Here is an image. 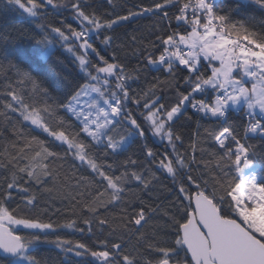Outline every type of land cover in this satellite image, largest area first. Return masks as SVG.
<instances>
[{
	"label": "snow or ice",
	"instance_id": "6c2138e0",
	"mask_svg": "<svg viewBox=\"0 0 264 264\" xmlns=\"http://www.w3.org/2000/svg\"><path fill=\"white\" fill-rule=\"evenodd\" d=\"M252 2L264 10V0ZM7 3L41 21L32 37L41 47L34 50L38 59H29L26 65L9 59L6 53L0 58V72L9 81L5 84L7 103L0 113L4 125L0 136L12 138L4 161L9 168L25 163L14 171L12 183L0 185V264H42L31 254L33 245L41 243L54 244L66 257H91L92 264H264V145L258 151L257 145L247 141L249 132L258 133L264 140V20L252 16L234 20L233 13L240 12V6L221 13L216 0H150L147 5H137V11L129 8L113 19L89 10L83 0ZM49 8L53 12L61 8L70 11L79 28L47 23ZM138 16L157 18L150 32L156 39L147 47L138 45L131 54L147 65H159L157 71L170 77L163 82L158 77L153 79L169 85L175 92V103L162 102L164 97L157 95L155 84L146 92H130L128 81L137 77L130 76L127 65L115 62V57L109 62L92 42L94 33L102 37L100 45L112 46L116 37L107 33ZM173 19L177 28L191 30H169ZM131 39L136 43L135 35ZM56 45L63 50L61 55L71 54L77 79L69 81L56 71L64 63L59 56L50 63L40 62L55 55ZM90 53H95L103 66H97ZM20 83L30 84L33 91H17L14 85ZM209 88L214 96L196 98L197 93L204 94ZM130 101L134 107L129 106ZM241 101L248 117L243 136L228 118L230 106ZM187 107L228 124L218 132L206 130L219 147L211 154L214 162L197 160L195 155L189 158L187 151L179 150L183 137L176 132V121L191 118ZM257 107L260 119L254 111ZM9 113L19 114V127ZM25 124L66 145L64 155L49 151L37 136L29 138ZM149 133L166 141L163 159L157 160L158 152L146 143ZM129 137L145 141L141 147L151 164L132 156L104 162L119 155ZM97 146L103 147L100 155L94 151ZM68 159L73 161L71 171L79 175L69 176L68 168L63 167L64 182L75 181L73 187L77 189L83 186L78 197L70 199L75 208L90 214L83 224L89 235L95 236L91 241L73 242L58 236L49 239L48 233L57 229H76V221L43 222L45 213L37 209L35 196L21 201L24 208L11 207L12 189L29 191L18 187V173L42 185L60 176L61 169H54L52 162ZM153 165L172 176L174 187L178 183L176 201L163 214L162 225L150 223L157 218L159 206L152 207L142 198L158 179ZM196 170H200L199 175ZM190 185L196 188L194 194ZM109 209H118L120 215L97 219L101 210L107 213ZM22 212L27 218H17ZM93 224L97 225L96 233ZM18 225L34 231L17 234Z\"/></svg>",
	"mask_w": 264,
	"mask_h": 264
},
{
	"label": "trees",
	"instance_id": "16d2710c",
	"mask_svg": "<svg viewBox=\"0 0 264 264\" xmlns=\"http://www.w3.org/2000/svg\"><path fill=\"white\" fill-rule=\"evenodd\" d=\"M66 0H54V3H65ZM86 4L90 6L89 10H95L96 14L104 13L105 19H113L118 15H124L127 13L128 9L131 8L133 11H137V5H147L150 0H83ZM240 6L241 11L238 13H233V19H241L243 16L256 17L258 20H264V10H261L257 4L252 2V0H216V9L221 13H227L229 9H234ZM156 17L152 16H138L129 21L125 22L123 25H118L113 30L112 33H107L110 35H115L116 40L114 44L108 48L100 45L99 40L102 37H97L95 34L92 35V42L97 45L100 49L101 55H104L109 62H113V57L116 58L115 62L124 63L127 65V70L130 76L137 77L136 79H129L128 85L130 92L142 93L149 91L152 85H156L157 95L164 97L162 102L175 103V92L169 87L167 83H157L154 77H158L159 81L163 82L170 77L162 75L161 72L157 71V68L152 67V65H147L143 59H139L137 56L132 55L133 50L138 48V45H143L147 47L150 41L156 39L155 35H150L153 30L151 25L156 20ZM47 23H51L54 27H65L70 24L74 29L79 28V22L76 21L70 11L63 8L53 12L51 8L48 9V16L46 19ZM63 22V23H62ZM41 23L39 20L28 16L21 9L14 5H8L7 0H0V58L3 54H7L8 58L26 65L28 60H36L38 56L34 55V50L40 45H37L32 39L36 32L37 24ZM175 29L179 32L190 31V28H185L180 26L177 28L176 21L173 19L170 29ZM135 35L137 37L136 43H133L131 37ZM159 35V33H157ZM119 46V47H118ZM56 53L50 56L45 61H40L41 63H50L56 59L57 56L64 61L62 65L56 68V71L64 76L69 81L77 79V69L73 66V61L71 54L63 52L56 45ZM159 53H157L158 55ZM90 58L97 66H103L98 60L95 53H90ZM182 69L183 66H178ZM134 68L142 69L139 72L133 71ZM187 75V73H184ZM210 74V71H209ZM12 74H10L11 76ZM16 81H20V77H14ZM9 81L4 79L3 72H0V113L4 112L3 105L7 103L5 84ZM80 83H84L83 80ZM114 83V82H113ZM17 87V91H23L26 93H31L32 87L27 83H20ZM183 85H181V90ZM190 91V89H189ZM205 98V93L196 94V98ZM214 96L213 94H210ZM130 107H134L133 103L129 102ZM187 114L189 118L181 117L176 121V132L177 134H182L183 146L180 147L181 152L187 151L189 158L195 155L197 160H212L215 161V157L211 154L214 151H219V147L216 144L214 137L209 136L206 130L209 131H220L223 127H227L228 124L221 119L217 121L215 118L206 117L202 113H197L193 111L190 107H187ZM138 116V113H134ZM9 118L17 124L19 127V121L21 118L18 113H9ZM229 121L236 125L237 131L241 136L244 135V126L247 124L248 117L245 114L244 109L228 110ZM74 124L78 122L75 118H71ZM4 125L0 122V128ZM9 128L11 126H8ZM24 130L30 133V136H37L40 140L45 142L46 146H49V151H55L59 155L63 156L66 151V145L60 144L55 141L54 138L46 133H42L40 130L35 129L31 125L25 124ZM60 130V129H57ZM247 141L250 144L257 145V150H262V145H264V140L258 134H247ZM145 141L141 140L139 137H132L131 141L121 149L119 155L107 158L104 162L111 163L113 159L123 160L127 156H132L133 159H138L147 164H151V161L146 160L144 150L142 149V144ZM146 143L158 152L157 160L164 158L166 141H161L157 136H153L149 133ZM12 138L6 134L0 136V185L6 187L5 181L7 183H12V176L14 171L18 172V168L25 167V163H21L13 168L6 166L4 161L5 149L11 148ZM234 147V145H233ZM94 151L97 155L103 153V147L97 146ZM29 155H34L30 153ZM71 157V153H68ZM170 158V157H169ZM31 163V161H27ZM73 166V161L71 159L56 160L52 162V167L54 169L60 168L61 173L58 179L55 181L48 180L44 184H36L34 181H30L29 177L25 173H18L17 179L20 181L18 187L27 188L28 193L17 192L16 189H12L13 200L11 204L13 209H16L19 205L20 208H24V204L21 203L22 200H26L28 196H35L37 198L34 203L37 205V209L40 212L45 213L43 217V222L58 221L59 223H66L70 220L76 221V229H57L54 232H49V239H55L57 236L65 239H71L75 241H91L95 238L94 235H89L87 228L83 224L84 219H88L90 214L83 211L81 208H75L71 204L70 198L78 197V194L83 191V186L77 189L73 187L75 181H70L65 183L63 167L68 168V175H79V173H74L71 171ZM75 166L78 167V161ZM123 171V169H121ZM152 171L158 177L157 181L153 184L152 190L144 193L142 198L147 204L152 207L159 206V212L157 218L150 221L151 224H164L165 220L162 218L163 214L172 208L173 202L176 201L177 192L176 188L178 183L174 187V182L172 176L167 174L163 170L158 169L154 165L152 166ZM200 170H196V174L199 175ZM119 174V173H117ZM87 175V173H85ZM177 182L180 180V176L176 177ZM190 191L194 194L196 188L194 185L189 186ZM133 190L136 191L135 186ZM171 190V191H170ZM130 197H126L129 199ZM79 202V200H77ZM184 205L188 204L187 200L183 201ZM73 209H75V215H72ZM191 210V209H189ZM119 216V210L109 209L107 213L100 211L99 217L97 219H103L105 216ZM17 218H27L25 213H21ZM115 227V225H113ZM84 228L81 232L79 229ZM147 228V226H146ZM18 234H27L33 232L30 229H20L16 230ZM97 225L93 224V233H96ZM107 231V230H106ZM42 234V233H41ZM31 254L35 255L42 264H92L91 257H85L83 259L78 258L73 255L65 256L54 244L51 243H41L33 245L31 249ZM183 256V253H181ZM3 258V254L0 253V259Z\"/></svg>",
	"mask_w": 264,
	"mask_h": 264
},
{
	"label": "rangeland",
	"instance_id": "374dc122",
	"mask_svg": "<svg viewBox=\"0 0 264 264\" xmlns=\"http://www.w3.org/2000/svg\"><path fill=\"white\" fill-rule=\"evenodd\" d=\"M94 34V33H93ZM92 34V35H93ZM80 53L78 52L77 53V55H79ZM152 67H154V68H157V67H159V65H152ZM237 74V76L239 75L238 73H236ZM245 80L246 81H248V78L247 77H245ZM247 86L248 87H251V81H248V83H247ZM94 96L96 95L95 93L93 94ZM215 95V94H214ZM101 103H102V101H101ZM245 108V104H244V102L243 101H241V103L240 104H238V105H235V106H230V108L229 109H234V110H240V109H244ZM254 111H255V113L257 114V116H260V110H259V108L257 107V108H255L254 109ZM204 115V114H203ZM205 116V115H204ZM206 117H211L210 115H208V116H206ZM213 118V117H212ZM251 134H258V133H251ZM259 135V134H258ZM131 139H132V137H129V139H128V142L124 145V146H122V148H124L130 141H131ZM247 171V170H246ZM15 228H16V230H20V229H25L23 226H15ZM31 230V229H30Z\"/></svg>",
	"mask_w": 264,
	"mask_h": 264
},
{
	"label": "built area",
	"instance_id": "2783aa9c",
	"mask_svg": "<svg viewBox=\"0 0 264 264\" xmlns=\"http://www.w3.org/2000/svg\"><path fill=\"white\" fill-rule=\"evenodd\" d=\"M208 92H209V91H208ZM207 96H208V95H206V96H205V98H207ZM257 118H258V119H260V118H261V115H260V116H258Z\"/></svg>",
	"mask_w": 264,
	"mask_h": 264
},
{
	"label": "water",
	"instance_id": "95a60500",
	"mask_svg": "<svg viewBox=\"0 0 264 264\" xmlns=\"http://www.w3.org/2000/svg\"><path fill=\"white\" fill-rule=\"evenodd\" d=\"M18 234V233H17ZM2 254V252H0Z\"/></svg>",
	"mask_w": 264,
	"mask_h": 264
}]
</instances>
